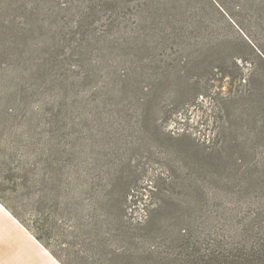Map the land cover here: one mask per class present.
Masks as SVG:
<instances>
[{
	"label": "rangeland",
	"instance_id": "rangeland-1",
	"mask_svg": "<svg viewBox=\"0 0 264 264\" xmlns=\"http://www.w3.org/2000/svg\"><path fill=\"white\" fill-rule=\"evenodd\" d=\"M0 10V109L12 111L0 131L45 168L37 187L49 194L18 210L34 232L32 221L46 224L62 264H180L171 238L198 209H244L257 195L264 160L244 149L263 140L246 114L264 81V0H0ZM233 62L257 76L247 87L213 81L212 68Z\"/></svg>",
	"mask_w": 264,
	"mask_h": 264
},
{
	"label": "trees",
	"instance_id": "trees-1",
	"mask_svg": "<svg viewBox=\"0 0 264 264\" xmlns=\"http://www.w3.org/2000/svg\"><path fill=\"white\" fill-rule=\"evenodd\" d=\"M261 63L264 66V60ZM245 72L241 65L233 62L230 72L227 69L218 71L212 68L210 74L213 81L224 80L229 81L231 86L238 83L247 87L257 76H253L252 70ZM257 91V100L252 101L256 112L246 115L250 116L252 127L257 128L253 136L259 137L263 134V140L261 144L246 148L244 151L248 155L259 156L264 160V81L258 82ZM0 96H6V90H0ZM10 110V107L4 106L0 109V115L11 117L12 114H8ZM224 129L227 131V128ZM19 152L14 146H6L0 131V204L62 264L58 256L44 242V239L49 237L46 224L41 223L39 218L35 219L31 223L38 232H34L19 214L18 207L26 209L27 212V203L33 202L32 196L45 193L44 186L38 188L37 185L40 182L43 184L47 179L46 176L40 179L41 172L46 174L45 168L32 166L33 164L25 161L26 154ZM17 159L20 161L19 165L15 164ZM239 167L241 166L234 162L229 169L226 168L227 178L232 179ZM256 193L257 195L244 199L242 202V205H245L244 209L217 210L212 214H207L201 208L198 209L189 220L194 226L178 231L176 237L171 238L176 241L180 264H264V181ZM48 195L45 193L44 198ZM8 200L13 201L14 204L12 202L9 205ZM212 200L215 204L219 203L216 194H213ZM236 203L233 200L231 204L236 205ZM23 209L21 211L24 212ZM49 217L51 216L47 214L46 220Z\"/></svg>",
	"mask_w": 264,
	"mask_h": 264
},
{
	"label": "crops",
	"instance_id": "crops-1",
	"mask_svg": "<svg viewBox=\"0 0 264 264\" xmlns=\"http://www.w3.org/2000/svg\"><path fill=\"white\" fill-rule=\"evenodd\" d=\"M0 264H60L0 204Z\"/></svg>",
	"mask_w": 264,
	"mask_h": 264
}]
</instances>
